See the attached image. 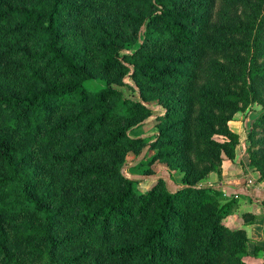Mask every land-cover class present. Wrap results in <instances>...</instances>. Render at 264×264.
<instances>
[{
  "label": "trees",
  "instance_id": "16d2710c",
  "mask_svg": "<svg viewBox=\"0 0 264 264\" xmlns=\"http://www.w3.org/2000/svg\"><path fill=\"white\" fill-rule=\"evenodd\" d=\"M256 102L264 176V0H0V264H245Z\"/></svg>",
  "mask_w": 264,
  "mask_h": 264
},
{
  "label": "rangeland",
  "instance_id": "374dc122",
  "mask_svg": "<svg viewBox=\"0 0 264 264\" xmlns=\"http://www.w3.org/2000/svg\"><path fill=\"white\" fill-rule=\"evenodd\" d=\"M128 93V91L126 90ZM262 105L259 102L254 103V105L251 106L252 113L251 115L245 116V113L248 109H245L244 112H238L235 114V119L231 123V129L237 134L238 140L237 144L235 146V153L233 157H226L223 156V161L221 162L220 169H221V179L218 180V177L212 169L206 168L203 165L201 166V170L199 175L204 176L202 179L203 181L200 183L207 184H218L220 185V181H229V180H235L239 178H245L247 180V183L252 188H257V183H261L262 186H264V176H262V172L256 168L254 165L251 164V154L252 151L248 150L249 146V140L247 139V132L251 130V120L256 116L257 112L260 110ZM249 108V107H248ZM152 127V124H148L145 127L141 128L140 130L136 131L135 134H144L146 131H148ZM253 149V148H252ZM133 155L129 154L128 159L130 160ZM154 168L156 171H162L166 168V165L163 163L156 162L154 165ZM204 171V172H203ZM161 173V172H160ZM176 178L179 179L178 174H175ZM260 187H258L259 189ZM225 191V190H224ZM228 193H231V190L228 191ZM244 210L241 209V206H238L232 215L228 216L227 218V224L229 226H243L246 230L248 227L247 220L244 221V217L242 219V214L244 212H255L254 219L260 218L262 215L259 210V208H256L254 205L248 203L245 205ZM246 223H244V222ZM240 222V223H239ZM244 224H243V223ZM257 248V249H256ZM258 251V246L249 238V241L246 246V252L247 255L244 258L245 264H261V256H256L255 253Z\"/></svg>",
  "mask_w": 264,
  "mask_h": 264
},
{
  "label": "crops",
  "instance_id": "0c3cea01",
  "mask_svg": "<svg viewBox=\"0 0 264 264\" xmlns=\"http://www.w3.org/2000/svg\"><path fill=\"white\" fill-rule=\"evenodd\" d=\"M229 181H233V180H229ZM256 183H257V189H255L254 192L250 194L252 196L250 198L252 199L250 200L244 199L240 206L241 209L244 210L243 207L248 203H250L254 205L256 208H259V210L261 211L260 213L262 215L260 216V218H258L257 220L254 219V221L248 225V227L246 228V233L247 236L258 246V251H256L255 255L257 257L261 256L262 257L261 264H264V204L260 202L261 200H264V186H262L261 183H259V181ZM258 187L260 188L258 189ZM231 190L233 189L231 188ZM253 214H255V212H253Z\"/></svg>",
  "mask_w": 264,
  "mask_h": 264
}]
</instances>
